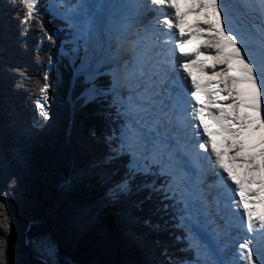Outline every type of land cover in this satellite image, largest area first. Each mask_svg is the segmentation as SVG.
<instances>
[{
  "label": "snow or ice",
  "instance_id": "snow-or-ice-1",
  "mask_svg": "<svg viewBox=\"0 0 264 264\" xmlns=\"http://www.w3.org/2000/svg\"><path fill=\"white\" fill-rule=\"evenodd\" d=\"M258 5L256 11L251 0H194L188 10L199 19L187 36H206L207 41L190 53L175 0L58 5L71 45L63 55L80 60L76 70L87 85L82 96L86 103H97L103 122L99 134L89 130L106 149L90 165L105 186L100 207L142 193L137 204L151 203L162 221L154 229L170 222L182 228L185 235L176 239L188 241L193 260L174 259L164 248L163 264H264V212L250 206H264V0ZM165 6L168 14L162 15ZM9 11L21 49L27 48L28 33L36 34L33 59L43 71L32 83L37 115L47 122L53 56L49 51L42 58L40 52L45 40L56 43V34L45 27L39 0H0V26ZM176 30L174 47L165 49L162 45L172 43ZM198 52L211 55L193 59ZM205 61H211L210 67ZM191 66L214 79L198 82ZM0 74L14 76V88H25L31 79L20 64H0ZM44 126L33 121L35 130ZM214 133L223 134L229 162L245 168L243 183L222 159ZM16 154L26 164L23 149ZM81 175L65 177L60 187L71 191ZM253 184L257 187L247 186ZM23 195L18 173L0 168V236L6 237L11 226L6 200ZM33 243L54 254L47 236L38 235ZM0 264H9L5 238H0Z\"/></svg>",
  "mask_w": 264,
  "mask_h": 264
},
{
  "label": "trees",
  "instance_id": "trees-1",
  "mask_svg": "<svg viewBox=\"0 0 264 264\" xmlns=\"http://www.w3.org/2000/svg\"><path fill=\"white\" fill-rule=\"evenodd\" d=\"M39 2L45 27L56 34L55 45L45 40L40 52L42 58L49 51L53 56L47 122L37 115L38 96L32 83L43 71L33 59L36 34L29 32L27 48L21 49L11 11L7 23L0 26V64L24 65L31 78L25 88H14V76L0 74V168L17 172L24 192L21 198L6 200L11 226L0 238L7 241L9 264H40L32 247L38 235L47 236L54 246V262L46 260L47 264H163L164 248L174 259L191 261L187 240L176 239L185 235L184 230L171 227V222L154 229L152 225L162 221L153 214L151 203L137 204L142 193L100 207L105 186L90 165L106 149L89 134L90 129L99 134L103 128L98 105L86 103L82 96L87 85L76 70L78 58L58 55L61 23L48 12V0ZM34 120L45 126L35 130ZM17 149H23L26 164L18 161ZM77 171L81 177L65 192L61 180ZM146 219L152 223L145 224Z\"/></svg>",
  "mask_w": 264,
  "mask_h": 264
},
{
  "label": "bare ground",
  "instance_id": "bare-ground-1",
  "mask_svg": "<svg viewBox=\"0 0 264 264\" xmlns=\"http://www.w3.org/2000/svg\"><path fill=\"white\" fill-rule=\"evenodd\" d=\"M138 1V0H137ZM190 4H193L194 3V0H187ZM129 3V2H128ZM251 7H253V8H255L256 9V11H259L258 10V6H257V3H256V1L255 0H251ZM161 12H163L164 13V15H167L168 14V12H167V10H166V6H165V9H163V10H161ZM195 13V15L197 16V17H199V14L198 13H196V12H194ZM181 16V15H180ZM179 23H180V29L181 30H183L184 31V33H185V38H186V36H187V26H186V24H185V22L183 21V18H182V16H181V19H180V21H179ZM179 37V30H176V32L174 33V36H173V40H175L176 38H178ZM162 38V37H161ZM206 41H207V37H206ZM184 47H185V49H187L188 51H189V53L192 51V49H191V47H189V46H187V43L184 45ZM176 55H179L178 53H176ZM201 55L203 56V58H204V56H206V55H211V53H203V52H201ZM209 63H210V65H211V61H209ZM200 75H207V76H210L211 77V73L210 72H208V71H204V72H200V74H198L197 76H200ZM214 142V141H213ZM215 143V145H216V147H217V150H219V151H221L222 152V159L225 161L226 160V164L228 165V163H229V160H228V149H227V146L225 145V143H224V139H222L221 141H215L214 142ZM210 148H211V146H210ZM257 162H258V160H257ZM242 167V166H241ZM236 168H238V166H237V163H236V165H235V167L234 168H231L232 169V171H233V174L235 175V177L237 178V179H241L242 177H245L246 176V172H245V169H238L239 171L238 172H236V173H234L235 172V170H236ZM254 187H257L256 185H254ZM263 212H264V210H263Z\"/></svg>",
  "mask_w": 264,
  "mask_h": 264
},
{
  "label": "rangeland",
  "instance_id": "rangeland-1",
  "mask_svg": "<svg viewBox=\"0 0 264 264\" xmlns=\"http://www.w3.org/2000/svg\"><path fill=\"white\" fill-rule=\"evenodd\" d=\"M256 1V3H257V6H258V10H259V5H258V0H255ZM60 4H63V2H62V0H55V1H52V0H49V3H48V12H51V11H58V12H60L59 14H57V13H53V16H56V17H58V15H61L62 16V10H61V8H59L58 7V5H60ZM64 5V4H63ZM52 14V13H51ZM162 33L164 32V29H161L160 30ZM68 33H69V30L67 29V27L66 28H64L63 29V31H62V33H60V35H59V38L60 37H63V38H66V37H69V35H68ZM67 42H64V41H61L60 43H58V44H56V47H57V50H58V52L59 51H66L67 49H68V47H66L67 46ZM55 45V44H54ZM61 55H62V53H61ZM66 58H68V56H65ZM79 60V59H78ZM80 64V60H79V63H78V65ZM51 71H53V67H51V69H50ZM42 103H43V101H41ZM48 102H49V100H48ZM48 102H47V104H48ZM46 106V105H45ZM228 153V152H227ZM224 162H226V160L224 161ZM226 164V163H225ZM245 169L244 167H239V168H237V170L238 169ZM256 176H257V178H259V173H256L255 174ZM201 242H203V241H201ZM32 247H33V249H34V251H35V253L36 254H38V256H40V258H43L45 261L46 260H49V261H52V262H54V258H55V251H54V254H52V255H49L45 250H43V249H41V248H39V247H37V246H35L34 245V243H33V240H32ZM189 253H187V257L192 261L193 260V258H194V252H193V250H191V249H189Z\"/></svg>",
  "mask_w": 264,
  "mask_h": 264
},
{
  "label": "water",
  "instance_id": "water-1",
  "mask_svg": "<svg viewBox=\"0 0 264 264\" xmlns=\"http://www.w3.org/2000/svg\"><path fill=\"white\" fill-rule=\"evenodd\" d=\"M27 243V241H26ZM34 259L36 261H38L40 264H47V262L43 259V258H40V257H34Z\"/></svg>",
  "mask_w": 264,
  "mask_h": 264
}]
</instances>
